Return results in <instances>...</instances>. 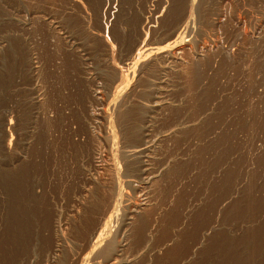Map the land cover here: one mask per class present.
Returning <instances> with one entry per match:
<instances>
[{
	"label": "rangeland",
	"instance_id": "374dc122",
	"mask_svg": "<svg viewBox=\"0 0 264 264\" xmlns=\"http://www.w3.org/2000/svg\"><path fill=\"white\" fill-rule=\"evenodd\" d=\"M132 1L133 0H103V2L100 3V0H0V91L3 89L6 90H3V93L0 92V95L2 93L3 96H5L4 99H1L2 95L0 96V174H2L0 175V186H2L0 187V218H4L2 220L0 219V264H49L50 262H48V258L52 255L51 251L53 245L57 241H61L62 238V241H59L60 246L57 251L59 256L56 252L55 256L57 255L58 257H54V261L50 264H67V262L68 264H73V260H75L74 258L77 257L76 251L79 253L82 250L86 238L85 236L92 227V223H90L91 225L88 224L85 228L81 226L82 222H84L82 219L84 220L88 217V212L92 209L91 200H87L92 199V201H94L93 199L96 197L95 194L97 195L101 193L106 194L105 196L107 197L110 187H112L111 182L115 175V171L111 166L113 164V159L111 160L112 154L109 155L112 152L108 149L107 137H105V124L103 123L104 120L102 117L103 113L106 114V116L109 115L115 118L118 116V105L116 106L115 103L110 102L109 96L107 97L108 89L105 88L106 85L104 86L106 74L115 68L121 69L124 75H126L130 69L131 74L129 73L128 75V77H130V89H127L129 92L137 91L144 84H148L147 103L143 109V115L148 114L151 116L150 119L152 120L151 123H149L151 125H149L148 131L146 132L148 135L141 140V148L142 150H145V153L147 152L146 154L149 156V158H143L148 161L149 175H157L150 183H146V180L144 181V177L147 175H142L143 179L139 180L138 177L140 171H138V169L140 163L136 162L133 166L134 171L131 178L134 185L131 184L132 187L130 186L129 188L124 185V188L129 190L130 196L126 201L127 206L130 202H141L140 200L142 199L148 204L145 206L140 216L135 218L133 223L134 227L131 226L130 228L133 231H127L129 234L131 232L130 238L132 242L130 247L124 252L126 258L130 259L135 257V261L133 260L134 262L132 261V264H151V262L152 264H204L206 262L205 259L209 258L212 259L210 263L212 264L215 254L219 248L223 246L226 261L225 264H264V0H197L200 2V5H204L205 7L201 6L200 8L199 2L196 1L191 7L192 13L190 15L189 27L181 31L182 36L185 34L188 36L191 31H193V33L196 31L194 37L186 46V48L188 49L189 47V49L186 53L185 51L182 53L183 55L181 57L183 58V61L177 60V62H174L175 60L173 61L172 59H166V61L164 59L152 61L147 59L144 62L146 63V61H149L151 64L149 62V64H145L142 61L136 63V65L134 64L135 60L131 59V56L134 48L139 45V42L141 41L140 39H143L146 43L150 41L149 43L161 45L163 39L166 36H169L170 32L171 34L174 32V27H172L173 18H171L174 16H171L170 13L172 11L169 12L170 10H168V8L170 7L172 10L178 4H186L188 0H179V3L178 0H162L165 3L167 2L166 4L168 7L161 12L157 11L161 0L160 2L159 0H142L143 2L141 0H134L133 2L135 3ZM146 1L149 5H147ZM185 1L186 3H183ZM97 2L99 4H97ZM125 4L127 6H125ZM151 4L152 6H150ZM130 5L131 10H129ZM144 5L147 7L144 8ZM194 5L197 9L199 7L202 10H197ZM95 6H97V10L94 8ZM150 9H156V11L154 10L156 13ZM132 10L135 11L133 12ZM159 10L161 9L159 8ZM125 12L128 13L124 14ZM140 13L143 14L141 15ZM106 15H108V17ZM139 15L140 17H137ZM150 15H152V17H150ZM114 16L117 17V23H115L116 17ZM175 16L177 15L175 14ZM218 16L221 17L219 18ZM168 17L169 19L167 20ZM122 18L125 20L123 21ZM141 18H145L142 20L143 23ZM217 18H219V23H217ZM149 19L152 21H149ZM162 20H165V22ZM158 21L160 22V25ZM194 21L197 22L194 24ZM199 23L200 26H198ZM218 24L220 25L218 26ZM166 26L167 29L165 28ZM124 27V32L126 33H123V30H120V28L124 29ZM160 28H162L161 30H165L161 31ZM117 29H119V31ZM129 30L130 32L135 31L130 33ZM156 30H160L161 32ZM156 32H160L158 37H156ZM119 33L120 37L122 34L125 35L122 36L123 39H120ZM126 35L128 36L126 37ZM202 40H204L205 43ZM158 41L161 42L159 43ZM200 43L203 45L201 46ZM215 43L218 44L215 45ZM131 46L135 47L131 49ZM195 49H197V51L200 49L204 58H202V56L196 57L193 55ZM205 54L207 56H205ZM199 57L201 59H199ZM170 61L172 62L170 63ZM186 63H190V65ZM166 64L169 65L166 66ZM192 64H194V67ZM183 67L187 69H184ZM193 68L198 74L193 72L195 71ZM73 69L74 71H71ZM178 69L180 72L176 71ZM8 71L10 72L8 73ZM132 71H134L136 75ZM65 72L69 73L66 74ZM72 72L75 73L73 74ZM141 72L145 73L142 74ZM76 78L78 79L76 80ZM148 78H150V80ZM65 80H67V83ZM74 82L77 84L75 85ZM3 83H5V85ZM193 83L194 85H192ZM195 83L200 84L199 87L197 86L198 84L196 85ZM190 84L192 87L188 86ZM202 84L204 86L207 85L204 87ZM12 86H14V88L17 86V88L14 89ZM196 86L198 90L200 89V92L196 89ZM64 88L65 90L63 91ZM94 88L95 90L98 88L101 91V94L96 96L98 98L93 95ZM143 88L146 89V86ZM9 89L11 91H9ZM66 90L67 92H65ZM191 90L192 92H190ZM72 91L74 92L72 93ZM150 91H153L152 93L155 94H151ZM131 92L130 94L132 95ZM213 92H217L218 96L216 95L217 93L213 94ZM188 93L189 95H187ZM7 94L11 98L7 97ZM73 95L76 97L73 98ZM149 95L151 97L148 98ZM158 96L163 100L162 107L154 105L158 100ZM189 96L191 97L189 98L190 100L186 98ZM15 97L18 98V100ZM70 97H72V99ZM60 98H62V100ZM67 98H70V100ZM10 99H13V101ZM64 99H66L67 102ZM178 101H180L181 104H179ZM109 103L111 104L109 105ZM172 104L176 105L172 106ZM178 106L181 107L177 108ZM201 109H203V111ZM178 110L179 112L182 111L181 114H179ZM186 112L190 114L187 115ZM98 113H102V118L98 116ZM193 113H198L199 115H194ZM5 114L7 116H5ZM12 114L16 117H11ZM95 114L98 115L95 116ZM61 116L65 117V119ZM4 118H7V121L5 120L6 125L8 124V120L11 119L12 121H9H11L13 124L11 125L15 127H5V122H3ZM91 118H94L98 123H91ZM178 118H181L180 120L182 122ZM182 118L185 120L183 121ZM58 122H60L59 125H57ZM192 123L194 125H192ZM112 124L115 129L114 120H112ZM76 126L78 128H76ZM205 127L207 130H205ZM73 133L74 135H72ZM80 133L83 135L80 136ZM200 133L202 134L200 135ZM52 136L56 137L52 138ZM62 136H64V138H62ZM75 138L77 141H73L76 140ZM181 138H183L182 141ZM59 141L61 143H59ZM65 142L67 144H64ZM179 143L180 146H178ZM53 144H56L57 146ZM74 144L77 145L74 146ZM6 145L9 146V148H6ZM49 146H51V148ZM75 147L78 148L76 149ZM96 148L99 149L95 150ZM93 151H96L97 153L100 151L101 153L99 154V163L96 168L92 166L93 158L91 157H93ZM55 155L57 158H55ZM213 158H215L216 161ZM56 161H58V163ZM69 161L71 164H69ZM209 161L211 163H209ZM210 164L212 165V168ZM207 167L209 168L207 169ZM65 169L66 172L64 171ZM217 169L218 171H215ZM199 170H201V172ZM178 172L181 173L179 174ZM7 173H14L15 176L21 178L23 181L22 190L24 194V199L22 201L26 204L28 209L33 212L32 227H29L27 231L22 232L18 240H13L10 236L8 225H6L8 222L6 221L4 214V207L6 204L4 198H6V195L3 190V178L6 177L4 174L7 175ZM11 177L14 178V176ZM224 180L225 183H223ZM26 183L29 184L25 185ZM90 183L92 185H90ZM88 184L89 186H92V189L89 187L88 190ZM213 187L216 188L214 189ZM209 189H212L213 192ZM176 190H178V192L181 191L177 193ZM87 193L88 195H86ZM219 193H221V195ZM213 194H216L215 197L217 198H215ZM179 195L182 196L180 197ZM88 197L90 198L88 199ZM83 198L84 201H82ZM86 206H90V208H87ZM85 208H87V210ZM214 208H216V210ZM125 210L126 208L120 211L119 218L122 217ZM198 212L201 214H198ZM221 212L224 215H222ZM207 213L213 214L212 216H209ZM218 213H221L220 215L222 217H218ZM166 214L167 216H165ZM161 215H163L164 218ZM92 217L95 220V217L97 216ZM206 217L208 218L205 220ZM201 218L203 222L201 221ZM209 218H212V220ZM78 220H80V222ZM141 220H144L145 226L143 235L145 232V236L142 235L140 241L137 242L134 237L137 231L136 228ZM58 221L61 223L60 226L57 224ZM156 221L157 223H155ZM192 224H194L193 227L189 226ZM211 225L213 228H210L212 227ZM65 226H68V230ZM163 227H165V229H163ZM179 227L183 230L179 229ZM186 228L188 230H185ZM61 229L63 230L61 231ZM216 229H218L217 232L223 231V241L221 237H219L220 232L217 233ZM177 231L179 232V235L177 234ZM180 231H182V233ZM211 231L213 233H211ZM229 234H232L233 236ZM120 235L121 234H119L118 238L121 237ZM156 236L159 239H157ZM79 237L82 238L79 239ZM175 238H178L179 241ZM215 239L216 241L218 240V243H215ZM74 246L77 247V250H75L76 248ZM147 247L149 249H147ZM140 252H142L143 255ZM75 253L76 256L74 255ZM139 253L141 255H139ZM160 255L162 257H159ZM59 257L63 261L60 260ZM70 258H73V263L69 260ZM89 264H91V261Z\"/></svg>",
	"mask_w": 264,
	"mask_h": 264
},
{
	"label": "bare ground",
	"instance_id": "6f19581e",
	"mask_svg": "<svg viewBox=\"0 0 264 264\" xmlns=\"http://www.w3.org/2000/svg\"><path fill=\"white\" fill-rule=\"evenodd\" d=\"M97 1H99V0H97ZM101 2L100 3H102L103 2V0H100ZM131 1V0H130ZM134 1V0H133ZM132 1V2H133ZM142 1V0H141ZM141 1H138V2H141ZM152 1V0H151ZM154 1V0H153ZM176 1V0H175ZM184 1V0H183ZM187 1V0H186ZM186 1L185 2H183V3H186ZM196 1L197 0H188L187 1V3L186 4H183L182 5V3L179 5H176L172 10L170 9V7L168 8V10H170L169 12H171L170 14H171V16H174V17H171V18H173L172 20H173V26L172 27H174L173 28V33L171 34V32H170V34H169V36H166L164 39H163V41H162V43H161V45H159V44H152V43H146V42H144V40L143 39H140V38H138V39H140L141 41L139 42V45L137 46V47H135L136 45L134 44V42H133V44L135 45L134 47L133 46H131V49L132 48H134V51L132 52V56H131V59H134L135 61V65H136V63H138V62H144L145 60H147V59H149V60H158V59H164L165 61H166V59L168 60V59H172L174 62H177V60H182L183 61V58L181 57L183 54L182 53H184V51H185V53H186V51L189 49V47H188V49L186 48V46L188 45V42L189 41H191L192 40V38L194 37V33H196V31H194V33H193V31H191L189 34H188V36L185 34L184 36H182L181 35V31L183 30V29H187L188 27H189V20H190V15H191V7L193 6V4L194 3H196ZM92 2H94V1H92ZM126 2V1H125ZM143 2V1H142ZM159 2H160V0H159ZM180 1L178 0V3H179ZM197 2H199V1H197ZM121 3V2H120ZM133 3H135V2H133ZM146 3H147V1H146ZM146 3H144V4H146ZM150 3V2H149ZM154 3V2H153ZM162 3V4H161ZM167 3V2H166ZM165 2H163L162 0H161V2L159 3V8L161 9V10H159V8H158V10L157 11H163V10H165L167 7H168V5L166 4ZM203 3V2H202ZM97 4H99L98 2H97ZM110 4V3H109ZM129 4H131V3H129ZM138 4V3H137ZM161 4V5H160ZM176 4V3H175ZM205 4V3H204ZM93 5V4H92ZM118 5V4H117ZM123 5V4H122ZM135 5V4H134ZM142 5V4H141ZM147 5H149L148 3H147ZM156 5V4H155ZM198 5V4H197ZM224 5V4H223ZM100 6V5H99ZM125 6H127L126 4H125ZM129 6V5H128ZM136 6V5H135ZM139 6V5H138ZM150 6H152V4L150 5ZM195 6V5H194ZM199 6H200V8H201V6L202 5H200V2H199ZM204 6V5H203ZM202 6V7H203ZM225 6H226V4H225ZM97 6H95L94 8H96ZM140 7H142V6H140ZM144 8L145 7H147L146 5H144L143 6ZM142 7V8H143ZM156 7V6H155ZM196 7V6H195ZM205 7V6H204ZM93 8V9H94ZM99 8V7H98ZM125 8H129V7H125ZM135 8V7H134ZM139 8V7H138ZM199 7H198V9L199 10H202V9H200ZM122 9V8H121ZM132 9H133V7H132ZM147 9H149V8H147ZM196 9H197V7H196ZM197 9V10H198ZM207 9V8H206ZM222 9V8H221ZM96 10H97V8H96ZM128 10V9H127ZM129 10H131V5H130V9ZM136 10H137V8H136ZM146 10V9H145ZM150 10H153V9H150ZM155 11H156V9H154ZM154 10H153V12H154ZM167 10V11H168ZM195 10V9H194ZM194 10H192V11H194ZM125 11V10H124ZM133 11V10H132ZM135 11V10H134ZM133 11V12H134ZM139 11V10H138ZM137 11V12H138ZM143 11V10H142ZM167 11H165V12H167ZM129 12V11H128ZM127 12V13H128ZM131 12V11H130ZM199 12V11H198ZM109 13V12H108ZM121 13V12H120ZM126 12L124 13V14H127ZM139 13V12H138ZM150 13V12H149ZM154 13H156V12H154ZM153 13V14H154ZM98 14V13H97ZM135 14V13H134ZM141 15L143 14V13H140ZM147 14V13H146ZM152 14V15H153ZM175 14L177 15V16H175ZM196 14V13H195ZM198 14V13H197ZM221 14V13H220ZM119 15V14H118ZM121 15H122V13H121ZM131 15V14H130ZM129 15V16H130ZM138 15V14H137ZM152 15H150V17H152ZM160 15V14H159ZM168 15V14H167ZM200 15V14H199ZM107 17H108V15H106ZM123 16V15H122ZM133 16V15H132ZM147 16V15H146ZM166 16V15H165ZM164 16V17H165ZM197 16V15H196ZM201 16V15H200ZM216 16V15H215ZM224 16V15H223ZM110 17V16H109ZM114 17H116V16H114ZM131 17V16H130ZM137 17H140V15L139 16H137ZM137 17H136V19H137ZM141 17H143V16H141ZM156 17V16H155ZM155 17H153V18H155ZM159 17V16H158ZM157 17V18H158ZM160 17H162V16H160ZM219 17V16H218ZM221 17V16H220ZM219 17V18H220ZM225 17H226V15H225ZM120 18V17H119ZM125 18H127V17H125ZM146 18V17H145ZM144 18V19H145ZM152 18V19H153ZM192 18H193V15H192ZM219 18H217V20L219 19ZM123 19V18H122ZM132 19V18H131ZM144 19H142L141 18V21L142 20H144ZM147 19V18H146ZM160 19V18H159ZM169 19V17L167 18V20ZM201 19V18H200ZM225 19V18H224ZM116 20H117V17H116V19H115V23H117L116 22ZM125 19H123V21H124ZM128 20H129V17H128ZM133 20V19H132ZM139 20H140V18H139ZM151 19H149V21H150ZM192 20H195V19H192ZM221 20V19H220ZM119 21V20H118ZM127 21V20H126ZM134 21V20H133ZM147 21V20H146ZM152 21V20H151ZM162 21H164L165 22V20H162ZM201 21H202V19H201ZM112 22V21H111ZM113 22H114V20H113ZM122 22V21H121ZM129 22V21H128ZM139 22V21H138ZM137 22V23H138ZM154 22V21H153ZM159 22V21H158ZM197 22V21H196ZM195 21H194V24L196 23ZM214 22V21H213ZM215 22H216V19H215ZM214 22V23H215ZM115 23H114V25H115ZM124 23H126V22H124ZM136 23V24H137ZM142 23H143V21H142ZM145 23V22H144ZM217 23H219V20H218V22ZM111 24V23H110ZM119 24H122V23H119ZM139 24H140V22H139ZM150 24V23H149ZM156 24V23H155ZM161 24H162V22H161ZM166 24V23H165ZM164 24V25H165ZM168 24H169V22H168ZM203 24V23H202ZM131 25V24H130ZM138 25V24H137ZM147 25V24H146ZM145 25V26H146ZM159 25H160V22H159ZM163 25V26H164ZM205 25V24H204ZM204 25H202V26H204ZM215 25V24H214ZM220 24H218V26H219ZM118 26V25H117ZM125 26V25H124ZM133 26V25H132ZM135 26V25H134ZM144 26V25H143ZM191 26V25H190ZM198 26H200V23L198 24ZM216 26V25H215ZM114 27V26H113ZM120 27V26H119ZM129 27V26H128ZM141 27V26H140ZM149 27V26H148ZM152 27V26H151ZM156 27V26H155ZM155 27H153V28H155ZM161 27V26H160ZM170 27H171V25H170ZM171 27V28H172ZM118 28V27H117ZM121 28H122V26H121ZM120 28V30L122 31L123 30V33H126V32H124V30H125V27H124V29H121ZM158 28V27H157ZM166 29H167V26L165 27ZM169 28V27H168ZM170 28V29H171ZM149 29V28H148ZM162 28H160V30H161ZM169 29V30H170ZM193 29V28H192ZM114 30V29H113ZM118 31H119V29H117ZM116 30V31H117ZM133 30V29H132ZM152 30V29H151ZM160 30H156V31H160ZM163 30H165V29H163ZM163 30H161V31H163ZM169 30H166V31H169ZM172 30V29H171ZM196 30H197V27H196ZM199 30V29H198ZM135 31V30H134ZM134 31H131L130 32V30H129V32L130 33H132V32H134ZM160 31V32H161ZM166 31H165V33H166ZM160 32H156L157 34V36L156 37H158V34L160 33ZM184 32V31H183ZM199 32V31H198ZM201 32V31H200ZM112 33V32H111ZM129 33V34H130ZM144 34V33H143ZM142 34V35H143ZM154 34V33H153ZM167 34V33H166ZM199 34H201V33H199ZM198 34V35H199ZM205 34V33H204ZM133 35H134V33H133ZM151 35V34H150ZM161 35V34H160ZM162 35H163V32H162ZM115 36V35H114ZM118 36V35H117ZM122 36H125V35H121V37H120V33H119V37H120V39L122 38ZM128 35H126V37H127ZM138 36V35H137ZM153 36V35H152ZM187 36V37H186ZM146 37V36H145ZM144 37V38H145ZM155 37V36H154ZM132 38V37H131ZM201 38V37H200ZM203 38V37H202ZM117 39V38H116ZM119 39V38H118ZM123 39V38H122ZM125 39V38H124ZM152 39V38H151ZM132 40V39H131ZM134 40V39H133ZM147 40V39H146ZM149 40V39H148ZM154 40V39H153ZM159 40V39H158ZM255 40V39H254ZM135 41V40H134ZM139 41V40H138ZM152 41V40H151ZM203 42H204V40H202ZM217 41V40H216ZM152 42H154V41H152ZM157 42V41H156ZM159 42V41H158ZM161 42V41H160ZM159 42V43H160ZM198 42V41H197ZM218 42H219V40H218ZM136 43H138V42H136ZM190 43V42H189ZM205 43V42H204ZM199 44V43H198ZM213 44V43H212ZM218 44V43H217ZM216 43H215V45H217ZM130 45V44H129ZM132 45V44H131ZM200 45H201V43H200ZM203 45V44H202ZM201 45V46H202ZM191 47V46H190ZM196 47V46H195ZM194 47V48H195ZM209 47V46H208ZM213 47V46H212ZM202 48V47H201ZM204 48V47H203ZM14 49V48H13ZM191 49V48H190ZM205 49H207V48H205ZM204 49V50H205ZM183 50V51H182ZM196 50V51H195ZM194 50V52H193V55H195L196 57L197 56H202V58H204V56H203V53H202V51L199 49L198 51H197V49H195ZM203 50V49H202ZM209 50V49H208ZM130 51H132V50H130ZM190 51V50H189ZM211 51V50H210ZM209 51V52H210ZM207 52V51H206ZM16 53V52H15ZM131 53V52H130ZM188 53V52H187ZM191 53V52H190ZM208 53V52H207ZM192 55V54H191ZM187 56V55H186ZM205 56H207L206 54H205ZM188 57V56H187ZM186 57V58H187ZM192 57V56H191ZM194 57V56H193ZM210 57H212V56H210ZM185 58V57H184ZM189 58V57H188ZM195 58V57H194ZM5 59V58H4ZM22 59V58H21ZM196 59V58H195ZM199 59H201L200 57H199ZM10 60V59H9ZM83 60V59H82ZM164 60H161V61H164ZM187 60V59H186ZM185 60V61H186ZM192 60V59H191ZM197 60V59H196ZM6 61V60H5ZM184 61V62H185ZM189 61V60H188ZM194 61V60H193ZM192 61V62H193ZM225 61V60H224ZM149 62V61H148ZM147 61H146V63L147 64H149ZM172 61H170V63H171ZM173 62V63H174ZM190 62V61H189ZM197 62V61H196ZM145 63V62H144ZM145 63V64H146ZM183 63V62H182ZM90 64V63H89ZM151 64V63H150ZM177 64H179V63H177ZM176 64V65H177ZM186 64H189L190 65V63H186ZM15 65V64H14ZM167 65H169V64H166V66ZM180 65V64H179ZM185 65V64H184ZM193 65V67H194V64H192ZM221 65V64H220ZM148 66V65H147ZM146 66V67H147ZM165 66V65H164ZM171 66V65H170ZM141 67V66H140ZM172 67V66H171ZM178 67H180V66H178ZM185 67V66H184ZM183 67V68H184ZM16 68V67H15ZM14 68V69H15ZM33 68V67H32ZM50 68V67H49ZM68 68V67H67ZM72 68V67H71ZM70 68V69H71ZM130 68H132V67H130ZM134 68V67H133ZM142 68V67H141ZM150 68V67H149ZM153 68V67H152ZM164 68V67H163ZM166 68V67H165ZM168 68V67H167ZM181 68V67H180ZM196 68H197V66H196ZM52 69V68H51ZM145 69V68H144ZM174 69H176V68H174ZM182 69V68H181ZM180 69V70H181ZM184 69H187V68H184ZM194 69V68H193ZM8 70V69H7ZM10 70V69H9ZM128 70V69H127ZM135 70V69H134ZM137 70V69H136ZM143 70V69H142ZM149 70V69H148ZM191 70V69H190ZM195 70V69H194ZM199 70V69H198ZM6 71V70H5ZM24 71V70H23ZM33 71V70H32ZM66 71V70H65ZM68 71V70H67ZM71 71H74V69L73 70H71ZM109 71V70H108ZM129 72L128 73H126V75H124L123 74V71L121 70V69H112V70H110L109 72H108V74H106V76H105V79H106V81H104V86H105V88H107L108 89V92H107V97L109 96V100H110V102L112 103H115V105L117 106L118 105V108H119V114L117 113V117L115 118V117H112V116H106V114H104L103 113V116H102V113H98V114H95V116H99V117H103V120H104V124H105V132H106V136L105 137H107V142H108V149H110V151L112 152V153H110L109 155H111L112 154V158H111V160L113 159V164L111 165L112 166V168H113V170L115 171V175H114V177H113V180H112V182H111V186L112 187H110V191H109V193L107 194L108 196L106 197L105 195L106 194H95V199H93L94 201H92V199H89L90 197H88V199L89 200H87V201H90L91 200V202H92V209L88 212L89 213V216L88 217H86L84 220L82 219V221H84V222H82V225L81 226H83V228H85L88 224H90V223H92V227L89 229V231L87 232V234H86V238H85V240H84V245H83V247H82V250L78 253V251H76L77 252V257L76 258H74L75 260H73L74 261V263H73V261H72V259L70 258L69 260H71L72 261V263L73 264H89V262L91 261V264H132V261L135 259V257H132V258H126V256L124 255V252L130 247V245H131V242H132V240H131V238H130V235H131V232H130V234L129 233H127V231H129V230H131L130 228H131V226H133L134 224V221H135V218H137L138 216H140V214L142 213V211L144 210V208H145V206H147L148 204H147V202L146 201H144V199H142V200H140L141 202H130V203H128L129 205L127 206L126 205V201H127V199L130 197L129 196V190L128 189H125L124 188V185H126L127 186V188H129L130 186H131V184H133L132 182H133V180H131V178H132V176H133V171H134V168H133V166H134V164H136V162H138V163H140V167H139V169H138V171H140V175H139V177H138V179L139 180H142L143 179V177H142V175H147V176H145L144 177V181L146 180V183H150L151 182V180L152 179H154V177H156L157 175H149V169H148V161L147 160H144L143 158H149V156L145 153V150H142V148H141V140H143V138H145L147 135H148V133H146L147 131H148V127H149V125H151V124H149V123H151V120L152 119H150L151 118V116H149L148 114L146 115V114H144V115H146V116H144L143 115V109L145 108V106H146V103H147V93H148V84L146 83V84H144L142 87H140L137 91H133V92H131L132 93V95L130 94V92L129 91H127V89H130L129 88V84H130V77H128V75H129V73L131 72L130 71V69L128 70ZM140 71V70H139ZM149 71H151V70H149ZM176 71H179V69L178 70H176ZM183 71H186V70H183ZM182 71V72H183ZM220 71H222V70H220ZM10 71H8V73H9ZM133 73H134V71H132ZM180 72V71H179ZM193 72H196L197 73V71L195 70V71H193ZM7 73V72H6ZM59 73V72H58ZM66 73V72H65ZM67 73H69V72H67ZM66 73V74H67ZM73 73V72H72ZM75 73V72H74ZM73 73V74H74ZM77 73V72H76ZM132 73V74H133ZM142 73V72H141ZM143 73H145V72H143ZM142 73V74H143ZM147 73V72H146ZM192 73V72H191ZM1 74V73H0ZM52 74V73H51ZM57 74V73H56ZM91 74V73H90ZM131 74V73H130ZM135 75H136V73H134ZM140 74V73H139ZM190 74V73H189ZM193 74V73H192ZM198 74V73H197ZM197 74H194V75H197ZM200 74V73H199ZM254 74V73H253ZM61 75V74H60ZM188 75V74H187ZM201 75V74H200ZM18 76V75H17ZM31 76V75H30ZM38 76V75H37ZM73 76H75V75H73ZM132 76H134V75H132ZM138 76V75H137ZM141 76V75H140ZM144 76V75H143ZM147 76V75H146ZM152 76V75H151ZM190 76V75H189ZM9 77V76H8ZM51 77V76H50ZM79 77V76H78ZM188 77V76H187ZM196 77V76H195ZM199 77H201V76H199ZM205 77V76H204ZM230 77V76H229ZM6 78V77H5ZM13 78H14V76H13ZM29 78V77H28ZM65 78H67V77H65ZM70 78V77H69ZM134 78H136L135 76H134ZM145 78V77H144ZM152 78V77H151ZM190 78V77H189ZM8 79V78H7ZM17 79H19V78H17ZM30 79H31V77H30ZM73 79V78H72ZM78 78H76V80H77ZM147 79V78H146ZM149 80H150V78H148ZM153 79V78H152ZM256 79H257V77H256ZM3 80V79H2ZM14 80V79H13ZM74 80H75V78H74ZM135 80V79H134ZM155 80V79H154ZM158 80V79H157ZM251 80V79H250ZM19 81V80H18ZM56 81V80H55ZM67 80H65V82H66ZM136 81H137V79H136ZM153 81V80H152ZM2 82V81H1ZM8 82V81H7ZM29 82V81H28ZM64 82V81H63ZM62 82V83H63ZM73 82V81H72ZM155 83H157L156 81H154ZM159 82H161V81H159ZM163 82V81H162ZM193 82V81H192ZM196 82V81H195ZM203 82V81H202ZM259 82V81H258ZM9 83V82H8ZM67 83V82H66ZM69 83V82H68ZM75 83V82H74ZM190 83V82H189ZM200 83H201V81H200ZM208 83V82H207ZM254 83V82H253ZM252 83V84H253ZM4 85H5V83H3ZM3 84H2V86H3ZM10 84H12V83H10ZM9 84V85H10ZM15 84V83H14ZM77 83H75V85H76ZM196 84V83H195ZM198 84V83H197ZM196 84V85H197ZM247 84V83H246ZM1 85V84H0ZM8 85V86H9ZM13 85V84H12ZM51 85V84H50ZM63 85H65V84H63ZM68 85V84H67ZM71 85V84H70ZM132 85V84H131ZM151 85H152V83H151ZM150 85V86H151ZM192 85H194V83L192 84ZM192 85L190 84V85H188V86H190V87H192ZM199 85L200 84H198L197 86L199 87ZM203 85V84H202ZM207 85V84H206ZM205 85V86H206ZM209 85V84H208ZM254 85V84H253ZM62 86V85H61ZM146 86V89L145 88H143V87H145ZM153 86V85H152ZM197 86H196V89H197ZM204 86V85H203ZM202 86V87H203ZM204 86V87H205ZM5 87H7V86H5ZM13 88H14V86H12ZM63 87H65V86H63ZM62 87V88H63ZM69 87V86H68ZM73 87V86H72ZM139 87V86H138ZM189 87V88H190ZM4 88V87H3ZM9 88H11V87H9ZM15 88H17V86L15 87ZM14 88V89H15ZM27 88V87H26ZM66 88V87H65ZM65 88L63 89V91L65 90ZM71 88V87H70ZM75 88V87H74ZM78 88V87H77ZM99 88V87H98ZM96 89L95 90V88H94V90H93V95H94V97H96V96H98V94L100 95L101 94V91H100V89ZM161 88V87H160ZM188 88V87H187ZM67 89V88H66ZM72 89V88H71ZM76 89V88H75ZM81 89V88H80ZM106 89V90H107ZM156 89V88H155ZM186 89V88H185ZM192 89H195V88H192ZM204 89H206V88H204ZM208 89H209V87H208ZM210 89H211V87H210ZM213 89V88H212ZM217 89V88H216ZM1 90H2V88H1ZM4 91H6L5 89H3ZM2 90V91H3ZM18 90V89H17ZM16 90V91H17ZM160 90V89H159ZM198 90V89H197ZM200 90V89H199ZM198 90V91H199ZM215 90V89H214ZM235 90V89H234ZM259 90V89H258ZM2 91H0V92H2ZM9 91H11L10 89H9ZM14 91V90H13ZM69 91H71V90H69ZM127 91V93L125 94V92ZM155 91V90H154ZM189 91V90H188ZM195 91V90H194ZM193 91V92H194ZM197 91V92H198ZM213 91V90H212ZM220 91V90H219ZM18 92V91H17ZM61 92V91H60ZM65 92H67V90L65 91ZM74 91H72V93H73ZM129 92V93H128ZM151 92V94H155V93H152L153 91H150ZM183 92V91H182ZM190 92H192V90L190 91ZM200 92V91H199ZM210 92V91H209ZM222 92V91H221ZM256 92V91H255ZM3 93V92H2ZM1 93V95H2V98L1 99H4L5 98V96H3V94ZM12 93H14V92H12ZM41 93V92H40ZM48 93V92H47ZM75 93H76V91H75ZM157 93V92H156ZM196 93V92H195ZM215 93H217V92H215ZM214 92H213V94H215ZM8 94H11V93H8ZM8 94H7V97H9L8 96ZM29 94V93H28ZM55 94L57 95V93L55 92ZM60 94V93H59ZM68 94H71V93H68ZM125 94V95H124ZM182 94V93H181ZM0 95V96H1ZM64 95V94H63ZM62 95V96H63ZM75 95H77V94H75ZM81 95V94H80ZM83 95V94H82ZM106 95V94H105ZM160 95V94H159ZM187 95H189V93L187 94ZM193 95H194V93H193ZM217 96H218V93L216 94ZM215 95V96H216ZM237 95V94H236ZM11 96V95H10ZM59 96V95H58ZM74 96V95H73ZM186 96V95H185ZM192 96V95H191ZM213 96V95H212ZM13 97V96H12ZM67 97V96H66ZM76 96H74L73 98H75ZM81 97V96H80ZM93 97V98H94ZM149 97H151L150 95L148 96V98ZM163 97V96H162ZM196 97V96H195ZM204 97V96H203ZM214 97V96H213ZM9 98H11V97H9ZM16 98V97H15ZM54 98H56V97H54ZM63 98H65V97H63ZM71 99H72V97H70ZM70 98L68 99V100H70ZM96 98H98V97H96ZM152 98H154V97H152ZM155 98H156V96H155ZM158 98V100L154 103V105H157V106H160V107H162L161 105L163 104V100H161L160 99V97L158 96L157 97ZM185 98V97H184ZM186 98H191L190 96L189 97H186ZM198 98V97H197ZM196 98V99H197ZM17 100H18V98H16ZM16 99H14V100H16ZM61 100H62V98H60ZM163 99H164V97H163ZM196 99H194V100H196ZM254 99V98H253ZM262 99V98H261ZM8 100V99H7ZM11 100V99H10ZM9 100V101H10ZM16 100V101H17ZM56 100V99H55ZM66 102H67V100L66 99H64ZM74 100V99H73ZM73 100H71V101H73ZM131 100V101H130ZM185 100V99H184ZM190 100V99H189ZM199 100V99H198ZM255 100H256V98H255ZM11 101H13V99L11 100ZM64 101V102H65ZM130 102V105H129V102ZM151 101V100H150ZM181 101V100H180ZM180 101H178L179 102V104H181L180 103ZM63 102V101H62ZM109 102V101H108ZM167 102V101H166ZM169 102V101H168ZM191 102H192V100H191ZM196 102V101H195ZM199 102V101H198ZM201 102V101H200ZM204 102V101H203ZM22 103V102H21ZM60 103H61V101H60ZM73 103V102H72ZM102 103V102H101ZM111 103H109V105L111 104ZM170 103V102H169ZM173 103V102H172ZM185 103V102H184ZM214 103V102H213ZM221 103V102H220ZM254 103H256V102H254ZM10 104V103H9ZM13 104V103H12ZM18 104V103H17ZM89 104V103H88ZM151 104V103H150ZM177 104V103H176ZM176 104H172V106L174 105H176ZM187 104V103H186ZM196 104V103H195ZM204 104V103H203ZM257 104V103H256ZM263 104V103H262ZM1 105V104H0ZM114 105V104H113ZM166 105V104H165ZM194 105V104H193ZM192 105V106H193ZM197 105V104H196ZM209 105V104H208ZM239 105V104H238ZM10 106V105H9ZM14 106H15V104H14ZM18 106V105H17ZM59 106V105H58ZM157 106H156V108H157ZM212 106V105H211ZM230 106V105H229ZM253 106V105H252ZM11 107V106H10ZM51 107V106H50ZM71 107V106H70ZM159 107V108H160ZM179 107H181V106H178L177 108H179ZM186 107H188V106H186ZM207 107V106H206ZM237 107V106H236ZM12 108L14 109V107L12 106ZM69 108V107H68ZM114 108V107H113ZM154 108H155V106H154ZM165 108V107H164ZM176 108V109H177ZM194 108V107H193ZM231 108V107H230ZM254 108V107H253ZM57 109V108H56ZM100 109H102V108H100ZM161 109V108H160ZM197 109V108H196ZM207 109H208V107H207ZM211 109V108H210ZM233 109V108H232ZM12 110V109H11ZM53 110V109H52ZM159 110V109H158ZM202 111H203V109H201ZM200 110V111H201ZM205 110V109H204ZM239 110V109H238ZM13 111H15V110H13ZM117 111V110H116ZM173 111V110H172ZM197 111V110H196ZM208 111V110H207ZM210 111V110H209ZM1 112H2V110H1ZM178 112H179V110H178ZM177 112V113H178ZM182 112V111H181ZM181 112H179V114H181ZM205 112V111H204ZM240 112V111H239ZM6 113H7V111H6ZM92 113V112H91ZM90 113V114H91ZM106 113V112H105ZM187 113V112H186ZM199 113H201V112H199ZM209 113V112H208ZM234 113V112H233ZM244 113V112H243ZM2 114V113H1ZM14 114V113H13ZM11 115V117L12 116H15V115ZM16 114H18V113H16ZM171 114H174V113H171ZM190 114V113H189ZM188 113H187V115H189ZM192 114V113H191ZM194 114V113H193ZM196 114H198V113H196ZM196 114H194V115H196ZM235 114V113H234ZM3 115V114H2ZM151 115V114H150ZM174 115H176V114H174ZM199 115V114H198ZM202 115V114H201ZM205 115V114H204ZM251 115V114H250ZM5 116H7L6 114H5ZM76 116V115H75ZM115 116V115H114ZM203 116V115H202ZM10 117V118H11ZM16 117V116H15ZM58 117V116H57ZM61 117H63V116H61ZM77 117V116H76ZM93 117V116H92ZM101 117V118H102ZM153 117V116H152ZM175 117V116H174ZM177 117H179V116H177ZM193 117H195V116H193ZM198 117V116H197ZM206 117V116H205ZM9 118V117H8ZM54 118H55V116H54ZM64 119H65V117H63ZM69 118V117H68ZM154 118V117H153ZM186 118H187V116H186ZM240 118V117H239ZM7 119V118H6ZM5 118H4V121L3 122H5V120H6ZM70 119V118H69ZM78 119V118H77ZM114 120V123H115V129H114V127H113V124H112V120ZM179 120L181 119V118H178ZM196 119H198V118H196ZM209 119V118H208ZM9 120H11V119H9ZM8 120V124L6 125V122H5V124L4 125H6L5 127H7L8 126V128H9V126H12L13 124H12V120L11 121H9ZM58 120V119H57ZM61 120V119H60ZM100 120V119H99ZM175 120V119H174ZM182 120L184 121L185 119H183L182 118ZM190 120H191V118H190ZM195 120V119H194ZM7 121V120H6ZM18 121V120H17ZM21 121V120H20ZM52 121H53V119H52ZM54 121H55V119H54ZM66 121V120H65ZM71 121H72V119H71ZM80 121V120H79ZM90 121H91V123H95V124H97L98 122L96 121V120H94V118H91L90 119ZM89 121V122H90ZM181 121V120H180ZM189 121V120H188ZM196 121V120H195ZM15 122V121H14ZM63 122V121H62ZM74 122H76V121H74ZM73 122V123H74ZM100 122V121H99ZM142 122V123H141ZM176 122V121H175ZM182 122V121H181ZM197 122H198V120H197ZM65 123V122H64ZM79 123V122H78ZM102 123V124H103ZM177 123V122H176ZM187 123V122H186ZM190 123V122H189ZM195 123V122H194ZM12 124V125H11ZM60 124V122H58V124L57 125H59ZM101 124V125H102ZM61 125H64V124H61ZM66 125V124H65ZM67 125H69V124H67ZM73 125V124H72ZM79 125V124H78ZM77 125V126H78ZM82 125V124H81ZM85 125V124H84ZM112 125V126H111ZM175 125V124H174ZM178 125V124H177ZM183 125V124H182ZM181 125V126H182ZM188 125V124H187ZM192 125H194L193 123H192ZM200 125V124H199ZM248 125V124H247ZM50 126V125H49ZM52 126V125H51ZM76 126V128H78ZM103 126V125H102ZM185 126V125H184ZM189 126V125H188ZM13 127V126H12ZM15 127V126H14ZM13 127V128H14ZM54 127V126H53ZM52 127V128H53ZM69 127V126H68ZM88 127V126H87ZM99 127V126H98ZM175 127V126H174ZM186 127V126H185ZM184 127V128H185ZM191 127V126H190ZM193 127V126H192ZM195 127V126H194ZM7 128V129H8ZM51 128V129H52ZM67 128V127H66ZM179 128V127H178ZM187 128V127H186ZM206 128V127H205ZM59 129V128H58ZM62 129H64V128H62ZM73 129V128H72ZM182 129V128H181ZM180 129V130H181ZM210 129V128H209ZM209 129H208V131H209ZM17 130V129H16ZM50 130V129H49ZM76 130V129H75ZM174 130V129H173ZM205 130H207V128L205 129ZM221 130V129H220ZM8 131V130H7ZM55 131V130H54ZM66 131V130H65ZM78 131H80V130H78ZM172 131V130H171ZM234 131V130H233ZM56 132V131H55ZM61 132V131H60ZM60 132H58V133H60ZM70 132L72 133V131L70 130ZM189 132V131H188ZM210 132V131H209ZM219 132V131H218ZM237 132V131H236ZM7 133H9V132H7ZM17 133V132H16ZM82 133V132H81ZM80 133V134H81ZM220 133V132H219ZM78 134V133H77ZM197 134V133H196ZM195 134V135H196ZM202 133H200V135H201ZM208 134V133H207ZM260 134V133H259ZM52 135V134H51ZM50 135V136H51ZM61 135V134H60ZM64 135V134H63ZM72 135H74V133L72 134ZM76 135V134H75ZM83 134H81L80 136H82ZM204 135V134H203ZM246 135V134H245ZM9 136V135H8ZM65 136V135H64ZM64 136H62V138H64ZM70 136V135H69ZM78 136V135H77ZM54 137H56V136H52V138H54ZM60 137V136H59ZM66 137V136H65ZM76 137V136H75ZM79 137V136H78ZM78 137H76V138H78ZM104 137V138H105ZM12 138V137H11ZM25 138V137H24ZM51 138V137H50ZM69 138V137H68ZM75 138V139H76ZM182 139L183 138H181V141H182ZM184 139H186V138H184ZM51 140V139H50ZM102 140V139H101ZM117 140H118V142H117ZM187 140V139H186ZM194 140V139H193ZM211 140V139H210ZM36 141H38V140H36ZM52 141V140H51ZM55 141V140H54ZM61 141V140H60ZM59 141V143H61ZM73 141H77V139L76 140H73ZM82 141V140H81ZM84 141H86V140H84ZM175 141V140H174ZM234 141V140H233ZM248 141V140H247ZM259 141V140H258ZM3 142V141H2ZM5 142H8V141H5ZM9 142H10V139H9ZM69 142V141H68ZM83 142V141H82ZM52 143V142H51ZM50 143V144H51ZM63 143V142H62ZM86 143V142H85ZM219 143V142H218ZM246 143V142H245ZM12 144V143H11ZM35 144V143H34ZM64 144H67L66 142L64 143ZM70 144V143H69ZM68 144V145H69ZM177 144H178V139H177ZM237 144V143H236ZM9 145V144H8ZM53 145H55V146H57L56 144H53ZM53 145H51V146H53ZM60 145V144H59ZM77 145V144H76ZM75 144H74V146H76ZM82 145V144H81ZM185 145V144H184ZM201 145V144H200ZM212 145V144H211ZM214 145V144H213ZM229 145V144H228ZM227 145V146H228ZM51 146H49L50 148H51ZM54 146V147H55ZM97 146V145H96ZM178 146H180V143H179V145ZM215 146V145H214ZM241 146V145H240ZM247 146V145H246ZM252 146V145H251ZM6 148L8 147L9 148V146H5ZM36 147V146H35ZM38 147V146H37ZM41 147V146H40ZM64 147V146H63ZM99 147V146H98ZM172 147V146H171ZM175 147V146H174ZM186 147V146H185ZM201 147V146H200ZM205 147V146H204ZM6 148H4V149H6ZM23 148V147H22ZM72 148H73V146H72ZM76 148V147H75ZM78 148V147H77ZM76 148V149H77ZM144 148V147H143ZM183 148V147H182ZM193 148V147H192ZM202 148V147H201ZM206 148V147H205ZM251 148V147H250ZM42 149V148H41ZM64 149V148H63ZM82 149H83V147H82ZM81 149V150H82ZM99 149V148H98ZM97 148L95 149V150H98ZM145 149V148H144ZM183 149H185V148H183ZM187 149V148H186ZM190 149V148H189ZM194 149V148H193ZM197 149H198V147H197ZM213 149V148H212ZM230 149V148H229ZM3 150V149H2ZM68 150V149H67ZM75 150V149H74ZM105 150V149H104ZM179 150V149H178ZM78 151V150H77ZM109 151V152H110ZM186 151H188V150H186ZM53 152H54V150H53ZM55 152H56V150H55ZM59 152V151H58ZM102 152V151H101ZM181 152V151H180ZM208 152H209V149H208ZM217 152V151H216ZM228 152V151H227ZM253 152V151H252ZM72 153V152H71ZM182 153V152H181ZM210 153H211V151H210ZM63 154H64V152H63ZM77 154V153H76ZM99 154H101L100 153V151H99V153H97L96 151H93V153H92V156L93 157H91V158H93V161H92V159H91V161H92V166L94 167V168H96L97 166H98V163H99ZM187 154V153H186ZM204 154V153H203ZM209 154V153H208ZM215 154H217V153H215ZM237 154V153H236ZM57 155V154H56ZM55 155V156H56ZM62 155V154H61ZM78 155V154H77ZM98 155V156H97ZM218 155H219V153H218ZM217 155V156H218ZM242 155V154H241ZM47 156V155H46ZM55 156H53V157H55ZM62 156H64V155H62ZM67 156V155H66ZM65 156V158L67 159V157ZM71 156V155H70ZM101 156V155H100ZM202 156V155H201ZM229 156V155H228ZM232 156V155H231ZM215 157V156H214ZM40 158V157H39ZM55 158H57V156L55 157ZM188 158V157H187ZM212 158V157H211ZM240 158V157H239ZM245 158V157H244ZM73 159V158H72ZM184 159V158H183ZM190 159V158H189ZM213 159H215V158H213ZM217 159H219V158H217ZM61 160V159H60ZM60 160H58V161H60ZM74 160V159H73ZM87 160V159H86ZM187 160V159H186ZM220 160V159H219ZM55 161V160H54ZM58 161H56L57 163H58ZM62 161V160H61ZM82 161H84V160H82ZM81 161V162H82ZM89 161V160H88ZM188 161V160H187ZM192 161V160H191ZM190 161V162H191ZM215 161H216V159H215ZM218 161V160H217ZM70 162V161H69ZM68 162V163H69ZM107 162V161H106ZM183 162V161H182ZM244 162V161H243ZM46 163V162H45ZM62 163V162H61ZM65 163V162H64ZM63 163V164H64ZM74 163V162H73ZM191 163H193V162H191ZM191 163H189V164H191ZM209 163H211L210 161H209ZM66 164V163H65ZM64 164V165H65ZM69 164H71V162L69 163ZM239 164V163H238ZM67 165V164H66ZM73 165V164H72ZM100 165V164H99ZM182 165V164H181ZM194 165V164H193ZM196 165V164H195ZM205 165H207V164H205ZM211 165V164H210ZM228 165V164H227ZM39 166V165H38ZM59 166V165H58ZM69 166V165H68ZM67 166V167H68ZM71 166V165H70ZM189 166V165H188ZM192 166V165H191ZM215 166V165H214ZM234 166V165H233ZM239 166V165H238ZM21 167V166H20ZM24 167V166H23ZM73 167V166H72ZM91 167V166H90ZM256 167V166H255ZM34 168V167H33ZM64 168H66V167H64ZM70 168V167H69ZM104 168V167H103ZM109 168V167H108ZM196 168V167H195ZM209 167H207V169H208ZM211 168H212V165H211ZM224 168V167H223ZM227 168H228V166H227ZM227 168H226V170H227ZM4 169V168H3ZM47 169V168H46ZM58 169V168H57ZM83 169V168H82ZM204 169H205V167H204ZM225 169V168H224ZM238 169V168H237ZM245 169V168H244ZM259 169V168H258ZM19 170V169H18ZM37 170V169H36ZM59 170V169H58ZM71 170H73V169H71ZM92 170H94V169H92ZM223 170V169H222ZM239 170V169H238ZM11 171V170H10ZM45 171V170H44ZM60 171V170H59ZM63 171V170H62ZM65 172H66V169L64 170ZM63 171V172H64ZM70 171V170H69ZM82 171V170H81ZM95 171V170H94ZM105 171V170H104ZM197 171V170H196ZM200 172H201V170H199ZM215 171H218V169L217 170H215ZM246 171V170H245ZM14 172V171H13ZM31 172V171H30ZM71 172V171H70ZM74 172H75V170H74ZM91 172V171H90ZM89 172V173H90ZM148 172V173H147ZM222 172H224V171H222ZM229 172V171H228ZM244 172V171H243ZM254 172V171H253ZM68 173V172H67ZM66 173V174H67ZM72 173V172H71ZM174 173V172H173ZM179 173V172H178ZM181 173V172H180ZM179 173V174H180ZM219 173V172H218ZM230 173V172H229ZM20 174H21V172H20ZM32 174V173H31ZM42 174V173H41ZM81 174V173H80ZM176 174H177V172H176ZM175 174V175H176ZM222 174V173H221ZM256 174V173H255ZM0 175H2V174H0ZM17 175V174H16ZM86 175V174H85ZM84 175V176H85ZM89 175V174H88ZM110 175V174H109ZM185 175V174H184ZM209 175V174H208ZM219 175V174H218ZM4 176H6L5 178H3V190L5 191V195H6V198H4L5 199V207H4V214H5V219H6V221L8 222V224H6V225H8V232H9V234H10V236L12 237V239L13 240H18L19 238H20V235H21V233L22 232H24V231H27V229L29 228V227H32L31 226V223H32V218H33V212L32 211H30L29 209H28V207L26 206V204H24L23 203V190H22V180H21V178H19V177H17V176H15V174L13 173V174H8L7 173V175L6 174H4ZM11 176H14V178H12ZM20 176V175H19ZM138 176V175H137ZM159 176V175H158ZM203 176V175H202ZM237 176V175H236ZM252 176V175H251ZM255 176V175H254ZM177 177H178V175H177ZM209 177V176H208ZM25 178V177H24ZM65 178V177H64ZM67 178V177H66ZM98 178V177H97ZM184 178V177H183ZM255 178V177H254ZM2 179V178H1ZM39 179V178H38ZM61 179V178H60ZM24 180H26V179H24ZM47 180V179H46ZM185 180V179H184ZM212 180H214V179H212ZM220 180V179H219ZM27 181V180H26ZM25 181V182H26ZM29 181V180H28ZM43 181V180H42ZM97 181V180H96ZM100 181V180H99ZM186 181V180H185ZM188 181V180H187ZM202 181V180H201ZM209 181H210V179H209ZM221 181V180H220ZM39 182V181H38ZM101 182V181H100ZM171 183H173L172 181H170ZM52 183V182H51ZM55 183H57V182H55ZM92 183V182H91ZM90 183V185H92ZM98 183V182H97ZM223 183H225V180H224V182ZM228 183V182H227ZM1 184V183H0ZM29 184V183H28ZM27 183L25 184V185H28ZM58 184V183H57ZM103 184V183H102ZM106 184V183H105ZM214 184H216V183H214ZM213 184V185H214ZM60 185V184H59ZM110 185V184H109ZM134 185V184H133ZM153 185V184H152ZM174 185V184H173ZM182 185H183V183H182ZM189 185V184H188ZM187 185V186H188ZM194 185V184H193ZM192 185V186H193ZM226 185H228V184H226ZM233 185V184H232ZM231 185V186H232ZM30 186V185H29ZM33 186V185H32ZM102 186V185H101ZM106 186V185H105ZM137 186V185H136ZM158 186V185H157ZM175 186V185H174ZM205 186V185H204ZM204 186H203V188H204ZM211 186V185H210ZM241 186V185H240ZM0 187H2V186H0ZM24 187V186H23ZM26 187V186H25ZM89 187H91V189H92V186H89V184H88V190H89ZM100 187V186H99ZM132 187V186H131ZM140 187V186H139ZM191 187V186H190ZM189 187V188H190ZM195 187V186H194ZM199 187V186H198ZM207 187H209V186H207ZM254 187V186H253ZM30 188V187H29ZM97 188V187H96ZM182 188H184V187H182ZM200 188V187H199ZM214 188V187H213ZM216 188V187H215ZM214 188V189H215ZM239 188V187H238ZM251 188V187H250ZM27 189V188H26ZM51 189V188H50ZM95 189V188H94ZM93 189V190H94ZM133 189H134V186H133ZM64 190V189H63ZM100 190H101V188H100ZM104 190H106V189H104ZM175 190V189H174ZM209 190H211L212 192H213V190L212 189H209ZM217 190V189H216ZM3 191V192H4ZM30 191V190H29ZM133 191V190H132ZM134 191H136V190H134ZM177 191V193H179L178 192V190H176ZM192 191V190H191ZM190 191V192H191ZM196 191H198V190H196ZM222 191V190H221ZM96 192H97V190H96ZM95 192V193H96ZM211 192V193H212ZM81 193V192H80ZM98 193V192H97ZM172 193V192H171ZM194 193H196V192H194ZM210 193V192H209ZM173 194V193H172ZM197 194V193H196ZM220 195H221V193H219ZM238 194V193H237ZM28 195V194H27ZM37 195V194H36ZM86 195H88V193L86 194ZM214 195V194H213ZM216 195V194H215ZM215 195H214V197H215ZM229 195V194H228ZM33 196V195H32ZM92 196V195H91ZM100 196V197H99ZM180 196V195H179ZM179 196H177V197H179ZM182 196V195H181ZM180 196V197H181ZM196 196V195H195ZM205 196V195H204ZM203 196V197H204ZM87 197V196H86ZM93 197H94V195H93ZM220 197H222V196H220ZM242 197V196H241ZM29 198V197H28ZM193 198V197H192ZM215 198H217V197H215ZM75 199V198H74ZM182 199V198H181ZM207 199H208V197H207ZM77 200V199H76ZM179 200H180V198H179ZM219 200H220V198H219ZM4 201V200H3ZM82 201H84V198H83V200ZM182 201V200H181ZM209 201V200H208ZM218 201V200H217ZM25 202V201H24ZM76 202V201H75ZM161 202H162V200H161ZM79 203V202H78ZM181 203V202H180ZM214 203V202H213ZM215 203H216V200H215ZM221 203V202H220ZM223 203H224V200H223ZM226 203V202H225ZM228 203H230V202H228ZM231 203H233V202H231ZM238 203V202H237ZM41 204V203H40ZM77 204V203H76ZM151 204V203H150ZM87 205V204H86ZM203 205V204H202ZM211 205V204H210ZM215 205V204H214ZM221 205H222V203H221ZM228 205V204H227ZM199 206V205H198ZM204 206V205H203ZM209 206V205H208ZM75 207V206H74ZM77 207V206H76ZM87 207V206H86ZM201 207V206H200ZM214 207H216V206H214ZM226 207V206H225ZM87 208H90V206H88ZM87 208H85L86 210H87ZM126 208V210L124 211V214L122 215V217H120L119 218V213H120V211H122L123 209H125ZM199 208V207H198ZM203 208V207H202ZM84 209V210H85ZM174 209V208H173ZM172 209V210H173ZM215 210H216V208H214ZM213 209V210H214ZM218 209V208H217ZM220 209V208H219ZM205 210V209H204ZM212 210V209H211ZM224 210V209H223ZM178 211V210H177ZM194 211H195V209H194ZM74 212V211H73ZM78 212H79V210H78ZM181 212V211H180ZM187 212H188V210H187ZM193 212V211H192ZM204 212V211H203ZM206 212V211H205ZM228 212V211H227ZM230 212V211H229ZM189 213V212H188ZM200 212H198V214H199ZM216 213H217V211H216ZM222 213V212H221ZM220 213V214H221ZM231 213V212H230ZM79 214H81V213H79ZM190 214H191V212H190ZM201 214V213H200ZM207 214H209V213H207ZM213 214V213H212ZM212 214H209V216H212ZM219 214V213H218ZM218 215V217L219 216H221V215ZM86 215H87V212H86ZM181 215V214H180ZM222 215H224L223 213H222ZM2 216V215H1ZM92 216H97V217H95V220L93 219V217ZM162 217H163V215H161ZM165 216H167V214L165 215ZM180 217V216H179ZM222 217V216H221ZM220 217V218H221ZM229 217H230V215H229ZM97 218V219H96ZM155 218H156V216H155ZM164 218V217H163ZM167 218V217H166ZM165 218V219H166ZM174 218V217H173ZM178 218V217H177ZM181 218V217H180ZM192 218V217H191ZM208 217H206L205 218V220L207 219ZM223 218H224V216H223ZM1 219V218H0ZM2 219H4V218H2ZM1 219V220H2ZM81 219V218H80ZM168 219V218H167ZM193 219V218H192ZM191 219V220H192ZM210 219V218H209ZM0 220V221H1ZM63 220V219H62ZM156 220V219H155ZM157 220H158V218H157ZM177 220V219H176ZM182 220V219H181ZM188 220H189V218H188ZM190 220V221H191ZM210 220H212V218L210 219ZM210 220H209V222H210ZM224 220V219H223ZM39 221V220H38ZM79 222H80V220H78ZM95 221V222H94ZM163 221V220H162ZM169 221V220H168ZM179 221V220H178ZM201 221H202V218H201ZM221 221V220H220ZM3 222V221H2ZM158 222H160V221H158ZM198 222V221H197ZM203 222V221H202ZM205 222H207V221H205ZM215 222H216V220H215ZM214 222V223H215ZM225 222V221H224ZM1 223V222H0ZM94 223V224H93ZM154 223V222H153ZM155 223H157V221L155 222ZM196 223V222H195ZM213 223V224H214ZM218 223V222H217ZM227 223V222H226ZM5 224H3V225H5ZM57 224H58V226H60L61 225V223H60V221H58L57 222ZM139 224V223H138ZM160 224V223H159ZM175 224V223H174ZM209 224V223H208ZM211 224V223H210ZM219 224V223H218ZM63 225V224H62ZM66 225V224H65ZM80 225V224H79ZM91 225V224H90ZM136 225V224H135ZM152 225V224H151ZM150 225V226H151ZM155 225V224H154ZM158 225V224H157ZM161 225V224H160ZM166 225V224H165ZM173 225V224H172ZM178 225V224H177ZM176 225V226H177ZM181 225V224H180ZM220 225V224H219ZM223 225H224V223H223ZM64 226V225H63ZM80 226V227H81ZM137 226V225H136ZM144 220H141L140 221V224L138 225V227L136 228L137 229V231H136V235H135V239L137 240V242H139L140 241V238H141V236L143 235V231H144ZM189 226H191V227H193L194 226V224H192V225H189ZM212 226V225H211ZM225 226V225H224ZM1 227V226H0ZM5 227V226H4ZM66 227V226H65ZM68 227V226H67ZM66 227V228H67ZM89 227V226H88ZM134 227V226H133ZM152 227V226H151ZM182 227H183V225H182ZM187 227V226H186ZM198 227V226H197ZM200 227H202V226H200ZM217 227H218V225H217ZM228 227V226H227ZM226 227V228H227ZM65 228V229H66ZM188 228V227H187ZM185 229V230H188V229ZM196 228V227H195ZM210 228H213V226L212 227H210ZM222 228H223V226H222ZM7 229V228H6ZM5 229V230H6ZM88 229V228H87ZM158 229V228H157ZM160 229V228H159ZM163 229H165V227H163ZM167 229V228H166ZM179 229H181V227H179ZM234 229V228H233ZM63 229H61V231H62ZM67 230H68V228H67ZM72 230V229H71ZM70 230V231H71ZM148 230V229H147ZM181 230H183V229H181ZM212 230V229H211ZM217 230L218 229H216V232H217ZM222 230V229H221ZM224 230H225V228H224ZM76 231V230H75ZM87 231V230H86ZM131 231H133V230H131ZM135 231V230H134ZM146 231V230H145ZM150 231V230H149ZM157 231V230H156ZM162 231V230H161ZM167 231V230H166ZM206 231V230H205ZM2 232H3V230H2ZM66 232V231H65ZM83 232H85V231H83ZM159 232V231H158ZM178 232V231H177ZM181 233H182V231H180ZM185 232V231H184ZM218 232H220L219 234H220V236L219 237H221V239H222V234H223V231H218ZM217 232V233H218ZM72 233H73V231H72ZM78 233V232H77ZM81 233H82V231H81ZM160 233V232H159ZM164 233V232H163ZM170 233V232H169ZM181 233H180V236H181ZM211 233H213L212 231H211ZM227 233V232H226ZM69 234V233H68ZM119 234H121L120 236V238H118V236H119ZM150 234V233H149ZM162 234V233H161ZM178 235H179V232L177 233ZM207 234V233H206ZM67 235V234H66ZM65 235V236H66ZM153 235V234H152ZM155 235V234H154ZM156 235H158V234H156ZM174 235H175V233H174ZM195 235H197V234H195ZM194 235V236H195ZM215 235H216V233H215ZM225 235V234H224ZM224 235H223V237H224ZM229 235H232V234H229ZM24 236V235H23ZM81 236V235H80ZM83 236V235H82ZM143 236H145V232H144V235ZM210 236V235H209ZM227 236V235H226ZM233 236V235H232ZM70 237V236H69ZM73 237V236H72ZM76 238H78L77 236H75ZM157 237V236H156ZM160 237V236H159ZM162 237V236H161ZM177 237V236H176ZM198 237V236H197ZM214 237V236H213ZM28 238V237H27ZM75 238V239H76ZM80 238H82V237H79V239ZM148 238V237H147ZM226 238V237H225ZM24 239V238H23ZM63 239V238H62ZM62 239H61V241H62ZM157 239H159L158 237H157ZM175 239H178V238H175ZM182 239V238H181ZM180 239V240H181ZM201 239V238H200ZM221 239H220V241H221ZM59 240V239H58ZM144 240H146V239H144ZM150 240V239H149ZM152 240V239H151ZM156 240V239H155ZM161 240V239H160ZM186 240V239H185ZM190 240V239H189ZM233 240V239H232ZM8 241V240H7ZM60 241V240H59ZM59 241H57L54 245H53V248H52V251H51V253H52V255L48 258V262H53L54 261V257L56 258V256L58 255V247L60 246L59 245ZM60 241V242H61ZM79 241V240H78ZM135 241V240H134ZM156 241H159V240H156ZM162 241H163V239H162ZM166 241V240H165ZM164 241V242H165ZM178 241H179V239H178ZM182 241V240H181ZM215 241V243L218 241H216V239L214 240ZM213 241V242H214ZM222 241H223V239H222ZM235 241V240H234ZM233 241V242H234ZM14 242H16V241H14ZM72 242V241H71ZM81 242V241H80ZM146 242H148V241H146ZM160 242V241H159ZM182 242H184V241H182ZM202 242V241H201ZM64 243H65V241H64ZM63 243V244H64ZM151 243V242H150ZM218 243V242H217ZM19 244V243H18ZM74 244V243H73ZM138 244V243H137ZM213 244V243H212ZM223 244V243H222ZM17 245V244H16ZM62 245V244H61ZM64 245H66V244H64ZM135 245V244H134ZM139 245V244H138ZM148 245V244H147ZM146 245V246H147ZM181 245H183V244H181ZM188 245V244H187ZM210 245V244H209ZM218 245V244H217ZM224 245L226 246V244L224 243ZM17 246H19V245H17ZM143 246V245H142ZM216 246V245H215ZM14 247V246H13ZM62 247V246H61ZM65 247V246H64ZM71 247V246H70ZM75 247V246H74ZM149 247V246H148ZM147 247V249H149ZM184 247V246H183ZM220 247H221V245H220ZM76 249L75 250H77V247H75ZM80 248V247H79ZM139 248H140V246H139ZM155 248V247H154ZM168 248H171V247H168ZM215 248H217V247H215ZM152 249V248H151ZM173 249V248H172ZM4 250V249H3ZM7 250V249H6ZM62 250V249H61ZM70 250V249H69ZM162 250V249H161ZM174 250V249H173ZM212 250V249H211ZM9 251V250H8ZM74 251V250H73ZM139 251V250H138ZM175 251V250H174ZM56 252H57V255L55 256V254H56ZM60 252H62V251H60ZM146 252V251H145ZM144 252V253H145ZM150 252V251H149ZM151 252H153V251H151ZM165 252V251H164ZM170 252V251H169ZM168 252V253H169ZM188 252V251H187ZM66 253V252H65ZM69 253H71V252H69ZM73 253V252H72ZM138 253V252H137ZM141 254H142V252H140ZM139 253V255H141ZM173 253V252H172ZM177 253V252H176ZM175 253V254H176ZM22 254V253H21ZM67 254V253H66ZM81 254V255H80ZM146 254V253H145ZM148 254V253H147ZM177 254H179V253H177ZM176 254V255H177ZM75 256H76V253L74 254ZM143 255V254H142ZM151 255H152V253H151ZM167 255V254H166ZM176 255H175V257H176ZM203 255V254H202ZM59 256V255H58ZM57 256V257H58ZM68 256V255H67ZM72 256H73V254H72ZM140 257H142V256H140ZM159 257H162L161 255L159 256ZM171 257H172V255H171ZM170 257V258H171ZM204 257V256H203ZM202 257V258H203ZM6 258V257H5ZM62 258V257H61ZM205 258V257H204ZM207 258V257H206ZM257 258H259V257H257ZM59 259H60V257H59ZM138 259V258H137ZM169 259V258H168ZM172 259H173V257H172ZM209 259V258H208ZM205 259V263H207V264H210L211 263V260L212 259ZM228 259V258H227ZM3 260V259H2ZM47 260V259H46ZM60 260H62V259H60ZM60 260H59V262H60ZM140 260V259H139ZM138 260V261H139ZM4 261V260H3ZM6 261V260H5ZM63 261V260H62ZM135 261V260H134ZM133 261V262H134ZM156 261V260H155ZM154 261V262H155ZM166 261V260H165ZM149 262V261H148ZM225 253H224V249H223V246L221 247V248H219V250L217 251V253L215 254V256H214V260H213V262H212V264H225ZM11 263V262H10ZM49 263V264H50ZM64 263H66V262H64ZM137 263V262H136ZM144 263V262H143ZM186 263V262H185ZM199 263V262H198ZM204 263V264H205ZM8 264V263H7ZM63 264V263H62ZM67 264H68V262H67ZM146 264V263H145ZM151 264H152V262H151ZM203 264V263H202Z\"/></svg>",
	"mask_w": 264,
	"mask_h": 264
}]
</instances>
